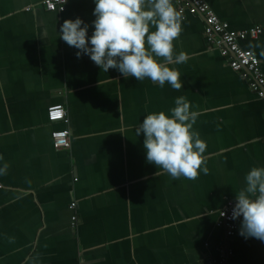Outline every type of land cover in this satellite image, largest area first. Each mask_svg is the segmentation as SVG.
Wrapping results in <instances>:
<instances>
[{
    "label": "crops",
    "instance_id": "1",
    "mask_svg": "<svg viewBox=\"0 0 264 264\" xmlns=\"http://www.w3.org/2000/svg\"><path fill=\"white\" fill-rule=\"evenodd\" d=\"M230 29L264 21V0H204ZM94 0H68L62 12L42 0H0V264H264V242L226 237L217 211L264 167V104L186 12L174 55L182 88L106 73L60 35L80 17L92 34ZM154 28H150V31ZM264 74V34L240 41ZM162 59V58H157ZM184 96L197 111L192 131L206 143L208 174L173 179L146 162L144 116L171 117ZM63 105L68 124L50 123ZM69 130L68 148L51 133ZM156 173H160L157 174ZM75 203V209L70 203ZM77 215L72 226L71 217ZM229 251V256H226Z\"/></svg>",
    "mask_w": 264,
    "mask_h": 264
},
{
    "label": "clouds",
    "instance_id": "2",
    "mask_svg": "<svg viewBox=\"0 0 264 264\" xmlns=\"http://www.w3.org/2000/svg\"><path fill=\"white\" fill-rule=\"evenodd\" d=\"M94 4L90 36L89 25L80 17L65 19L60 25L59 36L77 49V58L87 55L106 73L115 69L125 79H149L160 87L167 82L176 91L182 88L180 72L169 67L188 59L183 51L174 55L173 42L182 32L185 17L173 0H94ZM170 111L171 117L163 111L147 114L135 128L136 135L142 133L144 137L146 162L173 179L195 180L200 170L208 174L209 169L202 167L206 163V143L192 131L200 113L190 110L184 96L175 99ZM7 167L0 168V174ZM245 180L246 187L236 192L231 219L242 217L241 236L264 242V167L251 168Z\"/></svg>",
    "mask_w": 264,
    "mask_h": 264
},
{
    "label": "built area",
    "instance_id": "3",
    "mask_svg": "<svg viewBox=\"0 0 264 264\" xmlns=\"http://www.w3.org/2000/svg\"><path fill=\"white\" fill-rule=\"evenodd\" d=\"M68 0H42V5L47 11L62 12L65 10ZM177 10L197 14L204 19V36L208 43L217 48L221 56L225 57L230 68L239 72L243 78L249 79V88L264 104V74L260 67V60L256 54L241 47L240 41L247 38L256 39L264 34V21L245 29H230L227 22L220 20L211 7L204 0H173ZM47 119L50 123L63 122L68 124L66 109L63 105H52L47 108ZM53 146L55 148H68L70 144L68 128L54 130L51 133ZM235 198L228 200L223 207L217 211L218 223L224 228L226 237L234 234L237 223L242 217L231 219L232 208ZM70 208L75 209V203H70ZM221 212L225 215L221 216ZM77 215L71 217L74 227L77 222ZM226 256H229V251ZM226 258L220 257L208 260L204 263L194 264H226Z\"/></svg>",
    "mask_w": 264,
    "mask_h": 264
}]
</instances>
